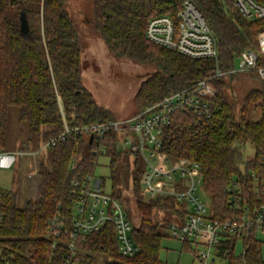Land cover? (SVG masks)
I'll use <instances>...</instances> for the list:
<instances>
[{"label":"trees","instance_id":"16d2710c","mask_svg":"<svg viewBox=\"0 0 264 264\" xmlns=\"http://www.w3.org/2000/svg\"><path fill=\"white\" fill-rule=\"evenodd\" d=\"M185 1L93 0L94 28L108 49L117 58L155 63L160 69L141 84L137 93L139 111L215 75V60L190 58L158 46L146 36L152 18L169 16L177 20ZM193 2L217 39L218 64L222 71L235 68L242 51L259 52L258 34L264 31V20L244 18L234 0ZM22 12L28 19V35L20 29ZM258 66L264 68V57H259ZM234 76L214 80L217 92L211 101L210 118L176 111L170 125L163 130L162 151L166 155L173 160L186 159L201 165L203 188L216 219L234 215L227 193L233 179L240 180L247 202H264V82L262 89L247 96L243 109L238 111L228 95L232 89L229 81ZM250 103L261 109L257 121L248 119ZM10 107L19 109L20 120L28 125L32 135L41 138V144L61 134L65 124L73 128L116 120L99 107L92 93L84 87L81 39L68 11V0H0V152L6 151ZM118 139L117 134L109 133L102 143L112 155L114 177L120 154L116 146ZM93 145L84 134L53 147L50 165L40 164V184L36 189L31 187L36 196L25 208L18 206L15 191L1 195L5 218L0 228V246L5 249L9 264L63 263L73 224L72 181L95 170L97 158L92 155ZM249 147L254 151L250 157L246 155ZM74 163L78 164L77 170L72 167ZM251 171L256 173V179ZM141 176V169H137L132 188L139 215L133 239L140 253L131 258L121 256L115 226L107 224L101 231L92 233L81 246L78 264H165L160 261L164 224L158 215H172L173 220L181 222L184 213L173 199L144 202ZM114 185L112 195L123 201L116 191L118 183ZM58 211L65 218V232L53 249V243L45 239L44 233L48 221ZM237 242L233 237L222 241L215 257L227 264L243 261L264 264L262 243L256 231L243 239L244 260L235 255ZM184 244L189 248V243Z\"/></svg>","mask_w":264,"mask_h":264},{"label":"built area","instance_id":"2783aa9c","mask_svg":"<svg viewBox=\"0 0 264 264\" xmlns=\"http://www.w3.org/2000/svg\"><path fill=\"white\" fill-rule=\"evenodd\" d=\"M235 7L248 20H264V0H234ZM152 43L179 52L193 59H213L217 62L215 75L184 90L166 96L157 104L138 111L132 117H124L91 126L69 127L58 136L42 143L40 152L51 150L68 139L76 140L87 134L93 145L92 155L98 161L108 156L103 137L109 133L119 136L116 146L120 153L127 149L145 170L140 179L141 190L148 201L173 199L184 213L181 222L173 220L169 234L184 243L198 245L195 255L200 264L215 262V252L228 237L243 241L252 231L264 229V202L246 201L239 179H233L227 187L228 205L234 215L227 219H216L203 188L201 165L186 159L173 160L163 151V130L170 125L176 111L192 112L199 117L212 116L211 101L216 95L214 80L243 72H255L264 80V68L258 66L259 57H264V34L259 52L246 49L241 52L237 66L224 72L218 64V42L204 15L193 0H186L177 20L169 16L152 18L146 29ZM24 152H0V172L13 170L18 156ZM264 164V155L262 156ZM78 169V164H73ZM95 167V170H96ZM93 173L79 176L72 181L73 224L67 239V252L62 264H78V252L90 235L101 231L107 224L116 229L118 252L123 257H135L140 253L133 239L135 225L130 221L124 202L104 192V182ZM256 179V173L251 171ZM33 175H29L32 178ZM257 193L259 188H256ZM0 186V197L7 194ZM5 214L0 205V228ZM65 232V218L58 211L45 229L44 237L53 243V249ZM245 248L242 254L244 260ZM9 258V257H8ZM5 249L0 246V264H9ZM242 264H245L243 261Z\"/></svg>","mask_w":264,"mask_h":264},{"label":"rangeland","instance_id":"374dc122","mask_svg":"<svg viewBox=\"0 0 264 264\" xmlns=\"http://www.w3.org/2000/svg\"><path fill=\"white\" fill-rule=\"evenodd\" d=\"M68 11L71 15L81 39L82 76L84 87L92 93L97 104L108 111L114 119L132 117L139 111L137 93L146 78L156 71H160L155 63L142 64L125 58H117L107 47L101 36L94 28L93 0H68ZM264 31L258 34V45ZM263 80L251 72L236 74L230 81L232 89L228 92L229 98L241 111L246 98L253 91L262 89ZM216 89V88H215ZM217 92V90H216ZM261 109L250 103L248 119L257 121L261 117ZM41 138L32 135L27 124L19 117V109L10 107L8 114V129L6 134V152H24L18 156L13 170L0 172V186L7 191H15L18 196V206L25 208L30 200L36 196V186L40 184L39 167L42 162L50 165V151H42ZM253 148L247 149L246 155L252 156ZM137 159L124 150L119 154L118 172L113 174L112 155L102 157L95 170L97 178L103 180L104 192L113 194L114 184L117 185V194L122 196L125 211L130 221L139 225V215L136 207L135 194L132 191L134 176L137 169L145 170V165H136ZM33 175L29 178V175ZM116 179V180H115ZM141 179V178H140ZM32 187V189H31ZM143 193V192H142ZM144 202H148L143 193ZM211 204L210 198H205ZM164 227L161 233L165 236L160 253V261L165 264H200L195 252L201 248L193 243L189 248L184 242L172 238L169 234L172 215L160 213L158 219ZM169 221V222H166ZM257 239L262 243L264 260V230L256 231ZM244 252V243H236L235 255L240 258ZM105 261H108L105 259ZM211 264H227L225 260L216 257ZM236 264H239L236 262Z\"/></svg>","mask_w":264,"mask_h":264},{"label":"water","instance_id":"95a60500","mask_svg":"<svg viewBox=\"0 0 264 264\" xmlns=\"http://www.w3.org/2000/svg\"><path fill=\"white\" fill-rule=\"evenodd\" d=\"M19 20H20L21 32L24 35H28L30 32V27H29V23H28V19L26 17V14L24 12L21 13ZM120 151H121V149H120ZM1 152H4V150H2Z\"/></svg>","mask_w":264,"mask_h":264},{"label":"crops","instance_id":"0c3cea01","mask_svg":"<svg viewBox=\"0 0 264 264\" xmlns=\"http://www.w3.org/2000/svg\"><path fill=\"white\" fill-rule=\"evenodd\" d=\"M240 241V240H239ZM215 261H216V259H215Z\"/></svg>","mask_w":264,"mask_h":264}]
</instances>
